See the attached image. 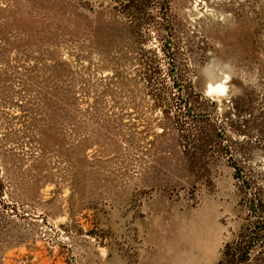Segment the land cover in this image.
I'll use <instances>...</instances> for the list:
<instances>
[{
    "label": "rangeland",
    "instance_id": "rangeland-1",
    "mask_svg": "<svg viewBox=\"0 0 264 264\" xmlns=\"http://www.w3.org/2000/svg\"><path fill=\"white\" fill-rule=\"evenodd\" d=\"M115 6L0 0V264H218L245 224L228 160L264 170L232 126L264 118V0H171V50ZM155 57L223 125L203 150L145 81Z\"/></svg>",
    "mask_w": 264,
    "mask_h": 264
},
{
    "label": "trees",
    "instance_id": "trees-1",
    "mask_svg": "<svg viewBox=\"0 0 264 264\" xmlns=\"http://www.w3.org/2000/svg\"><path fill=\"white\" fill-rule=\"evenodd\" d=\"M114 3V9L124 17L137 37L145 38L150 35V29L155 28L164 46L169 50L172 46L175 48V31L169 16L171 0H114ZM168 64L170 68L164 75L155 57L150 64L147 63L144 79L163 108V113L173 118L184 148L191 145L192 149L203 150L211 139L221 137L223 125L218 124L212 116L201 113L196 106L199 104L196 99L202 96L182 79L173 59ZM173 112L172 117L170 115ZM244 112L246 116L242 124L235 126L232 122V126L244 136L246 145H255L264 150V118L257 122L252 119V113L248 110ZM196 144L199 145L194 146ZM228 162L235 170V179L244 190L247 217L238 234L225 244L218 264H264V170L259 169L261 166L254 164L248 157L238 161L230 158ZM191 163L198 171L207 169L205 161L194 160ZM0 189L2 192L1 179Z\"/></svg>",
    "mask_w": 264,
    "mask_h": 264
},
{
    "label": "bare ground",
    "instance_id": "bare-ground-1",
    "mask_svg": "<svg viewBox=\"0 0 264 264\" xmlns=\"http://www.w3.org/2000/svg\"><path fill=\"white\" fill-rule=\"evenodd\" d=\"M223 88H224V87L220 85V88H219V89H220V90H223Z\"/></svg>",
    "mask_w": 264,
    "mask_h": 264
}]
</instances>
